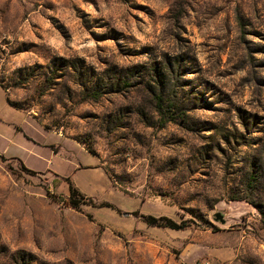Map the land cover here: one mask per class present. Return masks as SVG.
Returning <instances> with one entry per match:
<instances>
[{
  "label": "rangeland",
  "instance_id": "1",
  "mask_svg": "<svg viewBox=\"0 0 264 264\" xmlns=\"http://www.w3.org/2000/svg\"><path fill=\"white\" fill-rule=\"evenodd\" d=\"M258 206L264 0H0V264H264Z\"/></svg>",
  "mask_w": 264,
  "mask_h": 264
},
{
  "label": "trees",
  "instance_id": "2",
  "mask_svg": "<svg viewBox=\"0 0 264 264\" xmlns=\"http://www.w3.org/2000/svg\"><path fill=\"white\" fill-rule=\"evenodd\" d=\"M69 190H70V198H71L72 205L75 207H78L79 203H81L82 200H84V196L72 184H70ZM258 209L262 215V221L264 222V209L260 206H258ZM144 221L148 225L162 226V227H168L172 229H181L186 226L185 222L178 223L175 220L169 217H166V216L155 217L152 215H147L144 217Z\"/></svg>",
  "mask_w": 264,
  "mask_h": 264
}]
</instances>
